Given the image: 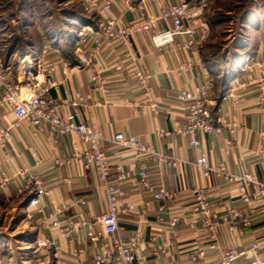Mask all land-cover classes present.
<instances>
[{
	"label": "crops",
	"instance_id": "obj_1",
	"mask_svg": "<svg viewBox=\"0 0 264 264\" xmlns=\"http://www.w3.org/2000/svg\"><path fill=\"white\" fill-rule=\"evenodd\" d=\"M169 3L172 0H154L148 2L147 10L151 14H158ZM31 12V19L39 22L31 28L20 27L18 34L7 33L5 29L9 26L17 27L20 19L18 13L21 12L10 15L3 22L8 24L6 27L1 26L0 19V40L7 48L5 65L13 79L22 81L28 55L44 54L45 66L56 71L59 81L58 89L49 94L58 111L62 114L70 99L80 97L84 104L81 108L74 109L76 120L98 127L103 138L102 149L113 166L127 169L134 163L130 151L111 144L110 140L116 133H123L186 163L176 168H168L143 162L148 168V180L152 189L157 191L164 188L175 194L168 201H157L142 188L137 169H133L134 175L131 179L120 183L125 195L119 200L118 235L121 239L128 240L138 231L143 237L135 251V264H188L186 253L193 246L205 247L211 243H217L222 248L246 246L255 239L264 238L263 202L252 200L247 204L242 203L235 187L225 185L216 189L218 182L212 178L204 179L200 170L193 165L199 155L205 154L212 165L225 163L235 175L250 173L259 180L263 177L264 122L257 110L256 91H242L237 103H222L219 97L224 91L223 88L226 91L235 80L241 81L248 75L257 76L256 69L253 68L251 73L247 67L264 61V30L247 28V49L242 50L246 63H242V69L239 70L230 57V54L238 51L236 47L233 50L227 48L218 59L216 54L206 53V42L198 52L191 53L175 46L155 48L146 33L134 34L127 52L116 45H108L99 58L91 64L83 65L79 62L78 54L84 49L83 42L94 36L97 19L93 15L90 17L93 16L95 21L88 16L81 15L78 18V15H73L76 16L74 18L71 15L69 18L72 21L79 20V28L67 32L64 31L65 23L58 24L57 28L51 30L44 27L43 21H46V17H36ZM63 16L65 20L68 19L65 14ZM109 16L123 26L130 25L135 18V15L124 9L123 0H114ZM86 27L92 32L85 31ZM15 31L14 29L13 32ZM196 32L199 37L202 33L209 35L211 31L208 25L200 23ZM12 35L20 40V47H11L9 42ZM183 61H193L195 68L186 76L179 77L174 69ZM118 64L123 66L122 71L118 70ZM134 66L152 75L150 89L143 88L134 78ZM94 74L105 78L109 96L92 93L93 83L90 78ZM206 80H210L213 85L214 122L220 119L237 126L242 125L243 132L238 134L236 128L230 125L223 127L218 135L198 133V147L189 145L188 136L161 139L156 137L157 129L171 130L186 125L187 110L177 101V93L179 90H191ZM87 96L91 99H86ZM96 101L100 102V107L95 106ZM0 114L8 122L13 120V115L8 111L2 110ZM72 141L77 142V138H56L47 130L36 131L26 121L13 131L10 141L0 148L1 171L10 176H14L18 169L35 171L41 179L40 189L46 193L40 196L38 209L42 212L27 209L30 194L19 193V180L0 193L4 201L16 198L22 202L24 221L28 225L25 235L34 239L51 238L59 248L58 253L53 248L33 253L36 254L35 264H94L96 249L85 235H73L70 242L63 237L58 227H46L53 219L61 227L65 219L71 216L81 214L94 217L108 210L106 194L101 189L95 172L86 169L81 160H75L67 168L54 167L52 161L68 154ZM193 188L207 191L210 210L217 218L228 211L237 212L240 216L233 218L229 225H222L214 231L206 229L202 223L204 216L195 211L190 192ZM74 198L86 199L87 205H76ZM128 205L134 207L133 212L127 211ZM161 205L165 208L163 224L156 221L157 209ZM142 209L143 213L140 212ZM172 216L179 217V223L169 228L166 223ZM190 223L193 227H190ZM95 227L99 228V225ZM207 261L209 264L218 263L213 253H208Z\"/></svg>",
	"mask_w": 264,
	"mask_h": 264
},
{
	"label": "built area",
	"instance_id": "obj_2",
	"mask_svg": "<svg viewBox=\"0 0 264 264\" xmlns=\"http://www.w3.org/2000/svg\"><path fill=\"white\" fill-rule=\"evenodd\" d=\"M85 12L97 19V27L88 41H82L83 51L78 54L79 62L83 65L91 64L99 58L106 46L116 45L126 51L131 46L132 37L137 33H146L150 36L155 48L175 46L185 52H198L206 41L207 35L202 33L197 36L196 27L201 23L205 5L193 6L194 0H172L164 10L158 14H151L147 10L148 2L154 0H123L124 9L135 15L134 21L128 25H121L116 19L109 16L114 0H79ZM85 31L92 32L89 27ZM81 43V42H80ZM79 43V44H80ZM82 45V44H81ZM32 55L27 57V67L23 71L22 81H16L10 75L0 51V112L8 111L13 115L11 122L6 121L0 114V148H3L12 138L13 131L28 121L38 132L49 131L56 138L72 136L77 138L71 142V150L68 154L55 158L52 163L55 168L70 167L75 160H81L86 169H92L97 181L106 194L107 212L85 217L81 214L65 219L60 227L55 219L46 227H58L64 238L72 242L73 235H85L88 242L95 247L94 264H135V251L143 241L142 235L135 231L128 240H123L118 235L119 200L123 198L124 191L120 183L126 182L134 175L133 169L138 170V180L142 188L147 190L157 201H168L175 194L160 188L154 191L149 185L148 168L144 161L163 165L168 168H176L180 164H186L175 156L160 152L155 147L142 143L123 133H116L111 138V144L119 149L130 151L134 163L127 169L121 166H113L108 156L104 153L101 142L102 135L94 124L78 122L74 109L81 108L84 104L80 97H73L67 102L65 111L61 114L54 100L49 96L52 90L56 91L59 81L56 71L46 67L45 55ZM122 71L121 64L116 65ZM195 68L193 61L180 62L174 69L179 77H184ZM257 70V76L248 75L241 81H234L224 92L220 101L237 103L240 93L247 90H255L257 93V110L264 122V61L247 67L248 71ZM253 69V70H254ZM244 72V70H243ZM249 72V73H250ZM252 73V72H251ZM132 75L143 88L150 89L153 77L134 66ZM90 81L93 83L92 93L109 96L110 91L106 87V80L99 74H94ZM213 85L210 80L195 86L191 90H179L177 101L186 107L187 123L184 127L166 130L157 129L155 135L158 138L190 137L189 145L198 147V133L206 135H218L223 127L232 126L238 134L243 132L242 125H236L226 120L214 122L213 119ZM86 99H91L87 96ZM96 107L100 102L96 101ZM200 170L204 179H214L218 183L216 189L223 186H233L237 190L242 203L252 200H260L264 204V175L259 180L250 173L235 175L229 171L225 163L212 165L205 154L197 157L193 164ZM115 176V178H113ZM19 180L21 186L19 193L29 192L27 209H38L40 196L46 195L40 189L41 179L28 169H18L14 176H10L0 170V193ZM35 189L33 190V186ZM191 195L194 199V207L197 214L204 216L202 223L210 231H214L222 225H229L233 218L240 216L237 212L228 211L217 218L210 210L207 191L202 188H193ZM76 205L85 206L87 200L74 198ZM148 205V204H147ZM127 211L133 212L132 205L127 206ZM144 212V209L140 211ZM165 208L159 206L156 221L165 223ZM51 218L53 216H50ZM195 221V220H194ZM179 223V217L172 216L167 221L169 228ZM44 224V223H42ZM99 225V228L95 226ZM190 227L193 224L190 223ZM152 241L154 238L151 239ZM34 251L53 248L56 253L59 248L51 238H35ZM208 253H213L217 264H264V238L251 241L246 246L220 247L217 243H211L205 247L193 246L187 251L188 264H209Z\"/></svg>",
	"mask_w": 264,
	"mask_h": 264
},
{
	"label": "rangeland",
	"instance_id": "obj_3",
	"mask_svg": "<svg viewBox=\"0 0 264 264\" xmlns=\"http://www.w3.org/2000/svg\"><path fill=\"white\" fill-rule=\"evenodd\" d=\"M200 5H205L201 23L208 25L211 31L205 41L206 53H214L220 59L224 50L227 48L233 50V47H236L238 51L230 54V57L239 70L242 63L245 62L243 59L245 53L242 54V50L247 49L245 44L247 28L264 30V0H194L193 6L198 7ZM0 9H2V11L0 10L2 23L7 21L10 15L21 12L18 13L20 19L16 24L17 29L12 26L5 29L10 34H18V31L21 30L20 27L31 28L39 22L31 19V15L29 16L32 10L36 17L39 15L46 17V21H43L44 27L54 30L58 24L65 23L64 31L67 32L69 30L73 32L79 28V20L72 21L69 18L71 15H78V18L81 15L90 17L79 0H0ZM25 11L28 13L26 14ZM59 14L61 18H58L60 17ZM63 14L68 16V19L65 20ZM90 19L95 21L93 16ZM2 23L1 26L3 27L8 25ZM14 29L15 32H13ZM10 37L9 44L13 45V39L17 37L14 35ZM17 41L20 40L17 39ZM1 44L0 51L4 61H6L7 48ZM15 44L17 47L21 46L18 42ZM33 58L35 55L31 56V59ZM223 90L219 98L224 94L225 89L223 88ZM24 217L25 212L22 210L20 200L14 198L10 201H4L0 195V264H25V262L35 264L34 238L25 235L28 225L24 221Z\"/></svg>",
	"mask_w": 264,
	"mask_h": 264
},
{
	"label": "trees",
	"instance_id": "obj_4",
	"mask_svg": "<svg viewBox=\"0 0 264 264\" xmlns=\"http://www.w3.org/2000/svg\"><path fill=\"white\" fill-rule=\"evenodd\" d=\"M13 40H14V41H13L14 43H13V45H11V47L16 46L15 42H18V43H19V41H17L16 38H14Z\"/></svg>",
	"mask_w": 264,
	"mask_h": 264
}]
</instances>
